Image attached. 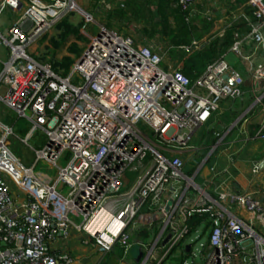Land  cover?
Masks as SVG:
<instances>
[{"label":"built area","instance_id":"2783aa9c","mask_svg":"<svg viewBox=\"0 0 264 264\" xmlns=\"http://www.w3.org/2000/svg\"><path fill=\"white\" fill-rule=\"evenodd\" d=\"M194 2L176 0L185 21L191 18ZM74 4L0 0V15L18 14L0 29V45L7 48L6 60H0V102L45 134L27 166L9 151L6 138L12 127L0 121V264H69L73 257L59 242L70 232L102 253L114 244L125 250L134 217L146 208L163 211L159 202L168 182L183 177L180 154L192 130L207 121L220 100L241 94V75L222 57L193 80L181 72L182 60L207 45L205 38L167 46L178 61L165 63L163 53L148 43L101 25L68 71L54 72L26 49L55 22L78 10ZM245 5L250 9L247 34L260 44L264 1L245 0ZM83 16L85 23L91 21ZM233 37L229 51L240 56L241 38L237 33ZM61 157L66 159L62 166L57 165ZM37 159L56 169L54 177L44 180L33 172ZM260 167L255 163L252 171ZM125 169L137 173L130 185L123 177ZM62 186L65 194L59 192ZM170 189L174 191V185ZM204 195L188 204L182 192L165 214L167 222L178 214L182 225L191 213H208L211 223L201 264H264V195ZM231 208L244 210L246 216L237 217ZM169 226L167 248L154 264L186 231L184 226ZM159 236L138 264L150 259Z\"/></svg>","mask_w":264,"mask_h":264},{"label":"crops","instance_id":"0c3cea01","mask_svg":"<svg viewBox=\"0 0 264 264\" xmlns=\"http://www.w3.org/2000/svg\"><path fill=\"white\" fill-rule=\"evenodd\" d=\"M246 7L245 0L238 2L235 0H195L193 4L190 25L195 27L197 32V37L194 39L205 38L208 43L214 39L220 40L231 26L234 27L231 30V43L234 40V33H237L238 38H241L240 56L230 52L229 46L220 54V57L241 75V94L236 98L220 100L217 110L211 113L207 121L192 130L189 136V145L187 144V148L180 154L183 160L181 168L183 177L174 183L168 182L159 202L163 206V211L159 208H146L136 215L137 220L134 226L138 229L134 230V237H132L131 234L134 232L131 231L132 228L130 230L132 222L129 224V244L125 250L121 245L114 244L108 252L102 253L93 247L83 245L77 234L70 232L64 240L59 242L73 257L69 264H138L134 261L136 249L139 248L144 255V251L147 249L145 246L152 239L150 237L157 229L158 220L165 219V214H168L164 211L165 203L169 200L170 208L175 202H178V196L182 192L188 204L204 199V194L215 199L220 192L263 197L264 28L260 30L263 35L262 43L256 44L249 38L246 22L249 8ZM77 8L78 10L75 12L81 14L82 9ZM15 14L11 11L3 12L0 15V29L15 21L17 18V16L13 17ZM149 45L153 44L149 43ZM152 47L154 48V46ZM6 49L1 48L3 57H0L1 61L7 58ZM163 59L165 60L166 57ZM201 128H204L202 133ZM255 163H260L261 167L253 172L252 166ZM170 185H174V191L170 189ZM15 199L20 201L22 197L15 193ZM229 210L237 217L246 216L244 210L235 208ZM174 215L178 214H173L171 220L166 221L168 228L165 229V232L157 231L159 233H155L156 237L159 234L160 236L154 247L164 248L167 246V241L162 244V240L164 236L171 234L169 225L175 226L177 229L180 228L181 222L178 218L175 221ZM198 228L202 234L203 230L200 226L196 227L195 231ZM207 231L208 227L203 233L206 235ZM182 242L183 240L179 245L181 250L185 251L187 244ZM59 244L56 247H59ZM132 250H134L133 253ZM189 250H191L190 244L185 252L189 253ZM107 255L110 256L106 257ZM123 258H127V260ZM148 258H151V255ZM148 261L149 259L146 263Z\"/></svg>","mask_w":264,"mask_h":264},{"label":"rangeland","instance_id":"374dc122","mask_svg":"<svg viewBox=\"0 0 264 264\" xmlns=\"http://www.w3.org/2000/svg\"><path fill=\"white\" fill-rule=\"evenodd\" d=\"M128 1H130V4L125 6L126 1L123 0H74V5L81 8L82 13L86 14L91 21L85 23L82 13L78 14L75 10H72L63 17L65 20L60 21L63 19L61 18L58 20L60 22H55L57 23L56 25L54 23L51 28L37 36L26 50L37 62L46 64L54 72L63 75L68 71L70 65L76 57L74 49L80 50L83 48L87 43L88 37L96 32L97 25H101L106 28L116 30L121 35L132 36L139 41L142 39L141 41L144 43L153 44L152 46H154V49L162 52L164 57H166L164 60L165 63L178 61V57L176 56L177 54H175L171 48L166 49L167 46L175 45L172 44L169 39V35L175 34V32H171L172 30L169 32L167 28H163L160 24L157 26L156 23L158 22H147L145 20L147 19L144 15L145 12L141 8L144 7V5H140L142 0ZM235 1L238 2L239 0ZM119 5L124 8L122 10V14L117 13V7H119ZM154 7L155 5L153 2L149 3L147 6V8L150 9H153ZM16 16H18V14H15L13 17ZM170 24L173 25V22H170ZM85 33H87V36ZM196 37V29L192 26V36L190 39ZM1 48H3L2 45H0V57L3 58ZM63 58H67L71 61L65 73H63L64 67L61 65ZM0 121L11 125L12 127L11 133L8 134L6 138L9 151L18 159L19 162L29 166L35 158L34 150L40 149L45 142L44 132L38 129H32L30 127V123L24 117L16 116L14 112L8 109L1 102ZM137 127L144 130V127L140 122H138ZM203 129L204 128H201V133L204 132ZM1 133L2 132L0 131V134ZM65 160V158L61 157L58 160L57 165H64ZM55 171L56 169L54 167H50L42 159H37L33 166V172L41 175L43 177H41V179L44 180L48 179L47 177H54ZM136 175L137 173L135 171H128L127 169L124 170L123 177L128 180L127 185H130L133 182ZM125 188L126 186H123L122 190ZM11 191L12 193L16 192L14 187H11ZM59 192L65 194L66 186H62ZM166 219L167 217L165 219L161 218L158 220L159 222L156 226L157 229L155 228L156 231L153 235L155 233H159L160 231L165 232L167 230L166 228L168 227L165 225ZM173 219L176 221L177 216L174 215ZM136 220L135 216L131 223L132 226L130 225V230L132 228L131 231H134L137 228L134 226ZM134 233L135 231L131 234L132 237H134ZM153 235H151L150 238L152 239L149 240L148 245L145 246L146 248L152 244V240H155L156 234L155 236ZM182 240L183 244L191 245L192 254L187 253L184 250L182 251L180 245L174 246V248L164 256L165 258L163 257L164 259L162 264H180L181 260L188 263L194 262L195 264H201L202 249H204V245L206 243L205 233L201 234L200 228H198L196 231L187 234ZM164 248L154 247L151 250V258L146 264H154L157 262L161 256H163L167 247L164 246ZM133 252L134 250H132V253ZM109 256L110 255H107L106 257ZM123 259L127 260V258Z\"/></svg>","mask_w":264,"mask_h":264},{"label":"trees","instance_id":"16d2710c","mask_svg":"<svg viewBox=\"0 0 264 264\" xmlns=\"http://www.w3.org/2000/svg\"><path fill=\"white\" fill-rule=\"evenodd\" d=\"M123 1H126L125 6L130 4V1L128 0H123ZM152 2L155 5V7L153 9L147 8L148 4ZM140 5H144V7L141 8L145 12L144 15L147 17V19H145L147 22H158L156 23L157 26L160 24L161 26H163V28L165 29L167 28L169 32L171 30H172L171 32L173 33L175 32V34L169 35V39L172 42V44L186 43L190 40L192 36V25H190L191 20L190 19L188 21L184 20L186 13L180 10L178 5L176 4V0H142ZM117 8H118L117 13L122 14V10L124 9L123 6L121 7V5H119V7ZM249 13H250V9L248 10V15ZM62 20L65 19L63 18L60 21ZM170 22H173V25H171ZM57 23H55V25ZM233 28L234 27L232 26L229 27L226 30L225 35L222 39L220 40L214 39L211 42H209L207 45H205L201 50L193 52L190 55H188L183 61L181 72L185 76H187L190 80H193L208 63L220 57L221 52L231 44V30ZM81 50L82 48L80 50L74 49L76 56L79 55ZM70 62L71 61L67 58L62 59L61 65L64 67L63 73H65V71L67 70L68 66L70 65L69 64ZM210 223H211L210 216L208 215V213L206 212L191 213L182 221L181 226H184L186 231L183 234V236L180 238V240L177 242V244H175L174 246H179L181 240L190 232L195 231L196 227L198 226H200L204 232L205 228H207L210 225ZM174 246H172L168 250V252H170L171 249L174 248ZM164 258L161 259L159 264H162ZM181 262L182 260L180 261V263Z\"/></svg>","mask_w":264,"mask_h":264},{"label":"water","instance_id":"95a60500","mask_svg":"<svg viewBox=\"0 0 264 264\" xmlns=\"http://www.w3.org/2000/svg\"><path fill=\"white\" fill-rule=\"evenodd\" d=\"M221 78H223L227 83H229V84L231 83L230 80L228 79V77H227L225 74H223V75L221 76ZM169 205H170V201L168 200V201L165 203V206H164V211H165V212H168V211H169ZM168 238H169V235L164 236V238H163V240H162V244L165 243V242L167 241ZM139 243H140V242H139ZM188 247H189V244H187V245L185 246V251L188 250ZM141 255H142V251H141L139 248H137L136 255L134 256V261H135V262H138V261H139V258L141 257Z\"/></svg>","mask_w":264,"mask_h":264}]
</instances>
